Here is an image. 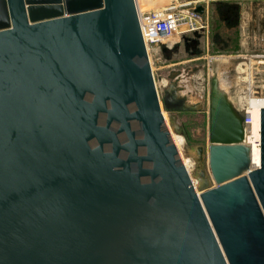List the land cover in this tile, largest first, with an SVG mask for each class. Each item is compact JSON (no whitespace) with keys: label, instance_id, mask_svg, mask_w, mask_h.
Listing matches in <instances>:
<instances>
[{"label":"water","instance_id":"water-1","mask_svg":"<svg viewBox=\"0 0 264 264\" xmlns=\"http://www.w3.org/2000/svg\"><path fill=\"white\" fill-rule=\"evenodd\" d=\"M209 100L195 186L164 109L197 107L161 100L135 0H0V264H264V108L253 168Z\"/></svg>","mask_w":264,"mask_h":264},{"label":"rangeland","instance_id":"rangeland-1","mask_svg":"<svg viewBox=\"0 0 264 264\" xmlns=\"http://www.w3.org/2000/svg\"><path fill=\"white\" fill-rule=\"evenodd\" d=\"M136 1L140 9L164 8L174 2L188 4L191 10L200 8L204 16L207 28L198 35L200 53L186 51L183 37H174V41L166 44L167 47L179 46V51L170 58L162 53V47L149 51L161 100L169 86L175 84L188 105L197 107L194 111L183 112L164 109L173 138L180 139L179 153L187 159L190 175L197 186L199 164L201 170L207 172L206 159L201 160L199 149L209 144L208 103L212 80L226 93L241 117L245 116L243 108L248 103L251 81L259 92L258 96L262 97L264 67L259 65V55L264 54V0ZM254 105H264V98L254 101ZM162 106L164 108L163 101ZM249 132V127H246L248 135ZM252 158L254 161V151Z\"/></svg>","mask_w":264,"mask_h":264},{"label":"built area","instance_id":"built-area-1","mask_svg":"<svg viewBox=\"0 0 264 264\" xmlns=\"http://www.w3.org/2000/svg\"><path fill=\"white\" fill-rule=\"evenodd\" d=\"M136 9L139 18L141 33L150 51L154 47L159 48L170 42L173 35L178 37H187L195 33H201L206 30L207 26L204 20L203 13L198 10H191L188 4H177L176 2L168 5L166 8L142 10L135 0ZM259 65L263 68L264 54L259 55ZM264 70V69H263ZM248 92V109L245 106V125L248 127L249 121V100L252 97H259V92L256 91L253 83L249 84ZM261 96L264 97V86L261 89ZM246 133V137H247ZM250 135V134H249ZM255 144L261 148V139L255 140Z\"/></svg>","mask_w":264,"mask_h":264},{"label":"bare ground","instance_id":"bare-ground-1","mask_svg":"<svg viewBox=\"0 0 264 264\" xmlns=\"http://www.w3.org/2000/svg\"><path fill=\"white\" fill-rule=\"evenodd\" d=\"M166 1L167 0H163L161 3H164ZM155 5H157V4H155ZM159 8H161V7H158V8L149 7L148 9H142V10H145L146 11V10L159 9ZM164 8H166V7H164ZM174 37L176 38L178 36L177 35H173L170 38V42L175 40ZM148 52H149V50H148ZM261 63H264V62L262 61ZM262 98H264V97H257V96H255V97H252L249 100V113L250 114H249V121H248V124L249 125H248V127L250 129V132H249L250 135H247V137H246V144L251 147L252 153L254 151V161H253V158H252V167L253 168H259L260 167V164H261V148H260V146H258V145L255 144V140H260V138H261V109L264 108V105H260V106L255 107L254 101L259 100V99H262ZM165 118H166V116H165ZM166 120H167V118H166ZM174 140H175V143H176L177 148L179 149V143H180L179 141H180V139L177 138L176 136H174ZM183 161H184V164H185L187 170L190 173L189 164H188L187 159L186 160L183 159ZM194 185L196 186V182H194Z\"/></svg>","mask_w":264,"mask_h":264},{"label":"flooded vegetation","instance_id":"flooded-vegetation-1","mask_svg":"<svg viewBox=\"0 0 264 264\" xmlns=\"http://www.w3.org/2000/svg\"><path fill=\"white\" fill-rule=\"evenodd\" d=\"M198 39H199L198 35H192V36H189L187 38L183 37L186 51H191L193 54L200 53V51H199V40ZM160 47H162V46H160ZM161 50H162V53L164 55H166L168 58H170V56L172 54L175 55V53L179 51V46L175 45L174 47H167L165 45V47H162ZM209 103H210V100H209ZM209 103H208V105H209ZM209 111H210V106H209ZM243 124H244V128L246 130L245 117L243 119Z\"/></svg>","mask_w":264,"mask_h":264},{"label":"crops","instance_id":"crops-1","mask_svg":"<svg viewBox=\"0 0 264 264\" xmlns=\"http://www.w3.org/2000/svg\"><path fill=\"white\" fill-rule=\"evenodd\" d=\"M242 1H243V0H242ZM244 1H246V0H244ZM250 4L252 5V4H254V3H250ZM200 12H201V11H200ZM230 12H231V11H230ZM199 34H200V33H197V35H199ZM193 35H194V34H193ZM191 36H192V35H191ZM187 37H189V36H187Z\"/></svg>","mask_w":264,"mask_h":264}]
</instances>
